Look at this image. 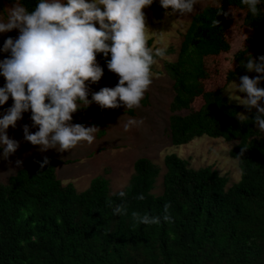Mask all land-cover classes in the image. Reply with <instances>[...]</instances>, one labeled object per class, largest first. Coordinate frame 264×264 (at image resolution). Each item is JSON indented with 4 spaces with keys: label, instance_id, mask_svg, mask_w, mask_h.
I'll use <instances>...</instances> for the list:
<instances>
[{
    "label": "trees",
    "instance_id": "obj_1",
    "mask_svg": "<svg viewBox=\"0 0 264 264\" xmlns=\"http://www.w3.org/2000/svg\"><path fill=\"white\" fill-rule=\"evenodd\" d=\"M218 1L192 15L176 59L165 61L174 91L169 134L175 145L202 135L236 141L228 154L237 160L239 179L227 186L228 176L211 165L192 168L171 153L164 156L159 195L152 189L160 167L147 157L133 162L121 190L110 192L108 179L97 175L78 191L57 176L60 164L74 160L37 156L0 182V264H264V132L253 122L257 111L223 93L249 55H264V0L259 15L242 0ZM14 2L31 11L38 0H0V13ZM219 6L227 17L217 16ZM108 58L97 55L104 70ZM85 111L106 113L81 108L79 119ZM119 204L127 214L114 215ZM165 204L171 222L162 219ZM133 212L161 217L160 223L139 224Z\"/></svg>",
    "mask_w": 264,
    "mask_h": 264
},
{
    "label": "clouds",
    "instance_id": "obj_2",
    "mask_svg": "<svg viewBox=\"0 0 264 264\" xmlns=\"http://www.w3.org/2000/svg\"><path fill=\"white\" fill-rule=\"evenodd\" d=\"M154 0H38L34 9L29 11L24 5L14 3L8 9L7 19H0V33L18 30L19 35L8 37L0 52L10 55L0 60V76L5 84L0 87V106L11 97L12 106L0 118V149L6 159L19 147V143L10 139L7 129L15 128L22 114L31 111V121L38 127L35 133H29L23 126L24 139L40 150L56 149L69 151L82 141L92 144L95 140V125L85 127L73 124V113L87 108L95 102L101 108L115 109L121 103L126 108H139L145 93L152 84L155 75L152 66L157 57L164 58L166 49L148 46L153 34L147 24L144 9ZM253 15H259L261 0H242ZM200 0H159L160 6L181 16L194 12V6ZM231 11V9H230ZM228 16L219 6L217 16ZM219 21L214 19L213 25ZM98 25V27H97ZM246 37V36H245ZM247 39V37H246ZM245 39V40H246ZM106 59L107 68L119 77L115 87H103L88 99V83H97L103 76V68L97 62V55ZM258 61V62H257ZM244 63V62H243ZM244 67L258 75L250 78L240 77L230 94L246 93L239 104L248 109L256 108L253 122L264 131V88L258 85L264 79V55L255 60L249 55ZM143 120H129L124 129L138 127ZM244 149H241L243 155ZM17 161V164H20ZM48 163L44 158L41 167ZM122 199L124 191L118 193ZM137 199H144L143 195ZM111 207V202H109ZM170 204L164 205L162 219L171 222L168 214ZM114 215L127 214L124 204L116 205ZM134 220L143 225L158 224L161 217L141 215L133 212Z\"/></svg>",
    "mask_w": 264,
    "mask_h": 264
},
{
    "label": "rangeland",
    "instance_id": "obj_3",
    "mask_svg": "<svg viewBox=\"0 0 264 264\" xmlns=\"http://www.w3.org/2000/svg\"><path fill=\"white\" fill-rule=\"evenodd\" d=\"M218 2V0H200V3L194 6L193 13L181 16L179 13L168 14L167 12L170 13L171 9H163L159 4V0H154L150 7L144 9L147 24L151 30L155 31L149 38L152 40L149 47L154 50L164 48L166 49V55L164 58L157 57V63L152 66L155 75L152 78L149 90L145 93L147 100L143 98L141 106L132 108L131 111L121 103L120 107L115 109L102 108L106 112L103 115L96 111H85V116L81 119L82 117L78 115V112L73 113L72 120L80 121L79 124H83L85 127L95 125L98 130L94 134L95 140L92 144L82 141L77 147L64 152H59L56 149H48L42 152L38 145L34 146L26 141L23 126H28L30 134L38 131V127H34L32 124L31 111L23 113L22 119L16 123L15 128L10 126L6 130L8 137L16 140L19 147L6 159L2 155V151L0 152V182H6L10 175L37 156H53L60 159L74 160L71 163L60 164L57 167V176L62 183L71 182L76 190L83 191L89 186L93 177L103 175L109 181L110 192H115L123 189L128 184L134 171L133 162L139 157H147L160 167L152 189L154 195H159L163 190V175L166 171L164 156L171 153L187 160L192 168L211 165L220 174L228 176L227 186L236 182L240 177V169L237 160L228 154L229 149L236 141H225L221 137L212 138L202 135L186 144L175 145L172 144L169 134V103L174 91L173 78L165 67V61L176 59L183 33L189 25L192 15L206 5H216ZM14 3L5 6L4 13H0V19H7L8 9ZM18 35L19 32L15 29L0 33V48L3 47L5 39L8 37L15 39ZM235 46H238V44ZM9 55L10 53L0 52V60L7 58ZM257 57L259 56H252L254 60ZM97 62L100 65L98 59ZM245 75L254 78L258 74L245 69L237 75L225 87L223 92L230 102L239 104L240 101L236 96L241 99L246 98V93L237 91L234 93L236 96L233 95L230 99V94L235 88L233 82L238 85L240 77ZM118 80L119 77L110 72L108 68L103 69V76L97 83H88V99L91 100L92 93L98 92L103 87H115ZM258 86L264 88V79L261 80ZM12 103L10 97L4 105L0 106V118L6 114V110L12 106ZM258 103L261 107H264V100ZM88 107L92 110V107L100 106L93 102ZM250 110L257 111L256 108ZM78 116L81 118L79 119ZM98 118H105L104 126L99 127L96 125L95 121ZM141 119L143 120L142 125L131 127L128 131H125L124 125L126 122ZM100 129L104 130V134L101 136L98 135ZM17 161L21 163L17 164Z\"/></svg>",
    "mask_w": 264,
    "mask_h": 264
}]
</instances>
